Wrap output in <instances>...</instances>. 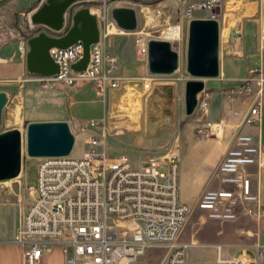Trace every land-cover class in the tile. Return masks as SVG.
Returning <instances> with one entry per match:
<instances>
[{
  "label": "built area",
  "instance_id": "2783aa9c",
  "mask_svg": "<svg viewBox=\"0 0 264 264\" xmlns=\"http://www.w3.org/2000/svg\"><path fill=\"white\" fill-rule=\"evenodd\" d=\"M223 1L194 3L181 20L192 19L196 11L203 12L205 19H216ZM178 27L176 38L163 36V39L171 43L180 61L183 39L182 27ZM48 34L53 33L48 31ZM105 37L101 32L100 42L91 46L90 62L84 72L72 68L84 57L85 47L78 42L64 50H50L59 66L58 75L34 77L46 90H54L57 85L74 87L80 82H94L100 96L107 90H118L121 79L113 75L117 71L116 58L110 70L106 69ZM149 41L137 40L139 53L145 60H148ZM19 50L28 53V40L20 42ZM139 81L143 91L153 89V78ZM212 95L205 87L198 95L193 114L199 123L196 134L201 140L220 137L225 128L224 122L212 123L206 119ZM224 95L232 105L243 101L245 111L233 112L234 116L242 117V126L259 127L264 108V66L249 70L248 77ZM101 123L90 121L96 134L86 138L82 156L72 153L68 157L39 159L37 186L27 183L35 197L14 238L23 247L27 264H39L53 245L63 249L65 264H132L152 248L168 250L166 264H188L186 252L190 245L180 242L179 237L195 209L214 221H234L238 217L237 209L244 203H259L252 191L250 168L264 167V150L251 134L240 132L234 137L215 173L222 188L206 191L196 205H190L180 198L177 153L151 159L141 166H135L126 155L108 158L100 149L107 138L105 132H99ZM246 212L255 214L252 209Z\"/></svg>",
  "mask_w": 264,
  "mask_h": 264
},
{
  "label": "rangeland",
  "instance_id": "374dc122",
  "mask_svg": "<svg viewBox=\"0 0 264 264\" xmlns=\"http://www.w3.org/2000/svg\"><path fill=\"white\" fill-rule=\"evenodd\" d=\"M200 1L203 0H96L95 3L87 4L85 7H88L92 14L96 15L94 12L100 11L96 17L102 34L106 35L103 40L107 57L106 69L110 70L114 63L113 59L116 58L117 71L113 75L119 76L121 87L113 92L107 90L104 94L114 97L111 106L81 104L70 106L71 96L77 99L75 92L82 86L83 89L90 90L92 98L97 96L98 99L103 100V96H95L97 88L94 82H80L74 87L57 85L55 89L60 86L66 92L68 104L67 106H49L44 102L49 100L48 94L51 90L44 89L37 77L33 76L32 84L37 92L32 93L31 97L37 103L36 106H31L30 119L46 120L60 115L61 112L65 113V119H67L65 121L69 123L76 138L73 156H82L86 149V138L96 134L95 129L90 126V121L95 120L102 122L100 126L102 131L99 132L106 133L107 138L100 149L107 154L108 158L114 159L125 155L129 150H134L139 156H148L152 159L161 158L172 152L177 153L180 158V173H183V170H190V153L187 146H181L182 138L189 135L199 144L209 140L218 142L222 138L220 132V137L212 136L210 139L201 140L197 137L196 129L194 132L187 130L188 124L194 118L187 116L185 107V85L194 79L187 72L189 24L192 20L205 19V14L196 11L190 20L186 18L181 20V17L186 14L190 5ZM82 8L84 6L78 5L75 11ZM116 8L135 9L138 17V28L135 32H123L111 26V23H114L112 11ZM214 20H217L220 25V47L223 48L221 59L226 53L225 45L231 29L244 22L247 23V37L253 38L255 35L259 43L264 44L262 41L264 0H224L218 11V17ZM14 22L13 15L4 14L0 10V27L4 32L0 31L4 34L6 41L18 42L23 35L29 38L43 29L33 27L35 31L24 29L18 32L12 29L11 25ZM178 25L182 27L183 39L179 71L168 76H151L147 60L139 53L138 38L164 40L163 31ZM226 30H228L227 33ZM113 38H116V41H113ZM232 61L230 58L225 61L227 73L238 70ZM149 77L155 80L150 92L130 87L129 82ZM218 80V78L205 80L206 88L220 90L228 86L227 83ZM104 109L105 119L101 120ZM71 115L79 120L72 119ZM213 129L215 131V128ZM25 132L26 129L23 134ZM38 164L39 159L29 158L24 147L21 175L15 180L0 182V241L14 240L20 228L22 219L35 197L27 183L32 187L37 186ZM223 225L231 226V229L235 230L238 223L212 221L205 212L195 209L179 241L189 245H203L211 242L223 244L228 233ZM187 254L191 264H218L216 248L211 246L192 247ZM167 255V249L152 248L132 264H166Z\"/></svg>",
  "mask_w": 264,
  "mask_h": 264
},
{
  "label": "crops",
  "instance_id": "0c3cea01",
  "mask_svg": "<svg viewBox=\"0 0 264 264\" xmlns=\"http://www.w3.org/2000/svg\"><path fill=\"white\" fill-rule=\"evenodd\" d=\"M44 2L45 0H0V10L4 14L14 16L15 22L11 25L13 30L18 32L24 29L32 31L33 26L28 23L29 18L37 12ZM66 17L67 15H65ZM246 25L247 23L244 22L231 29L225 45L226 53L222 59L223 48L220 47L221 73L218 81L225 82L228 86L220 90L208 89L213 95L207 120L212 123H225V128L221 132V140L218 142L209 140L199 144L189 135L181 140V146L185 145L189 149L191 164L189 171L183 170V173L181 172L180 198L182 202L190 205H196L206 191L222 188V185L215 177V173L225 158L227 151L232 147L236 134L240 132L251 134L264 150V108L262 122L259 127L242 126V117L234 116L233 112L245 111L246 107L243 101L232 105L224 97L226 92L237 88L248 77L249 70L261 65L264 66V46L259 43L255 35L253 38L247 37ZM111 26L118 28L115 23H111ZM0 30L4 32L2 27H0ZM1 31L0 92L7 94L8 104L4 109L0 133L13 129H18L23 133L28 124L32 122L67 120L65 119L66 114L63 112L46 120L30 119L31 106H36L35 104L37 103L31 97V94L37 92V90L32 84L33 76L27 70V54L25 55L19 50L20 42L28 40V38L23 35L18 42L6 41ZM113 41H116V38H113ZM227 58L233 60L232 64L237 66V71L227 73L225 68ZM130 87L137 89L133 85H130ZM48 95L49 100L44 102L46 105L67 106V94L60 86L51 90ZM75 95L77 99L71 96L70 106H77L78 104L111 106L114 100L113 96L106 95L103 96V100L98 99L96 96L98 95L97 92L95 93L96 98H92L90 90L83 89V86L81 89L76 90ZM74 99L76 101H73ZM105 115L104 109V115L101 120L105 119ZM193 117V120L188 124V132H194L199 125L196 116ZM72 119L79 120L74 116H72ZM125 155L128 156L135 166H141L152 159L148 156H139L134 150H129ZM250 173L252 175V191L258 196L259 203L257 205L244 203L243 206L237 209L238 217L234 221H218L221 223H238L235 230H232L231 226L223 225L228 231L226 241L223 244L212 242L203 245L192 244L188 247V250L196 246L214 247L216 248V263L218 264H230L231 262L237 264H264V167H252L250 168ZM246 209L254 210L255 214H248ZM260 254H262V258ZM187 255L186 252L187 262L191 264ZM0 264H27L23 247L16 244L13 239L0 241ZM39 264H65L63 249L58 245L50 246Z\"/></svg>",
  "mask_w": 264,
  "mask_h": 264
},
{
  "label": "water",
  "instance_id": "95a60500",
  "mask_svg": "<svg viewBox=\"0 0 264 264\" xmlns=\"http://www.w3.org/2000/svg\"><path fill=\"white\" fill-rule=\"evenodd\" d=\"M95 1L45 0L30 16L29 24L43 28L28 38L27 70L32 76L58 75L59 66L53 61L50 50H64L78 42L85 47L84 57L72 68L76 72L87 69L91 46L98 44L101 37L96 15L85 7ZM78 5L84 8L75 11ZM65 15H68L67 19ZM112 19L123 32H135L138 28L135 9L116 8L112 11ZM48 31L53 34H47ZM147 62L149 73L160 76L176 73L180 64L179 54L172 49L171 43L155 39L148 42ZM187 72L194 79L185 85V107L187 116H193L198 95L206 87L205 80L220 77V25L217 20L196 19L190 22ZM129 83L138 90L142 89L141 81ZM7 104V94L0 92V127ZM75 144V135L66 121L32 122L25 134L18 129L0 133V182L15 180L21 175L24 147L29 158L43 159L68 157L72 155Z\"/></svg>",
  "mask_w": 264,
  "mask_h": 264
},
{
  "label": "bare ground",
  "instance_id": "6f19581e",
  "mask_svg": "<svg viewBox=\"0 0 264 264\" xmlns=\"http://www.w3.org/2000/svg\"><path fill=\"white\" fill-rule=\"evenodd\" d=\"M232 3H230V6L232 7V5H231ZM230 6H228V8L229 9H232V8H230ZM99 10H96L94 13L97 15V14H99ZM110 31H111V29H110ZM179 31H180V29H179V27L178 26H172V27H169V28H167V29H165L164 31H163V36L164 37H166V38H176L178 35H179ZM227 31L228 30H226V33H227ZM112 32V31H111ZM262 41L264 42V34H263V37H262ZM18 110V109H17ZM20 113V112H19ZM19 115V114H18ZM19 117H20V115H19ZM223 131V130H222ZM221 131V132H222ZM6 182V181H5ZM195 245V244H194Z\"/></svg>",
  "mask_w": 264,
  "mask_h": 264
}]
</instances>
